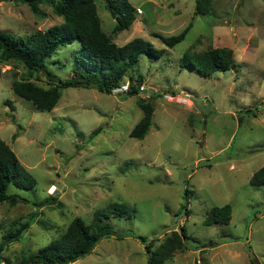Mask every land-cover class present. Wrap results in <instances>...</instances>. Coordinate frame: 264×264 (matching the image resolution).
Here are the masks:
<instances>
[{"label": "rangeland", "instance_id": "374dc122", "mask_svg": "<svg viewBox=\"0 0 264 264\" xmlns=\"http://www.w3.org/2000/svg\"><path fill=\"white\" fill-rule=\"evenodd\" d=\"M95 1L102 28L119 45L143 37L164 48L155 33L190 30L161 57L142 54L112 94L69 87L51 111L14 93L12 81L28 77V69L3 65L0 138L37 180L29 189L10 184L8 193L21 201L0 202V241L14 221L32 222L3 259L15 264L58 237L75 217L90 222L96 210L121 203L134 208V216L113 218L111 225L153 241V249L185 227L187 249L165 264H264V184L250 183L264 166V0H212L206 13H196V0H129L137 19L117 34L105 0ZM44 8L41 18L24 3L0 0V30L28 35L64 21ZM211 46L232 48L236 66L203 77L182 65L189 48ZM80 48L78 40L61 47L48 61L50 71L70 77ZM131 75H141L140 83ZM32 80L49 87L44 74ZM132 83L139 94L126 92ZM141 99L154 105V113L149 133L139 140L130 132L143 116ZM49 198L56 202L35 205ZM227 203L229 223H205L214 206ZM145 245L134 235L107 236L71 264H149Z\"/></svg>", "mask_w": 264, "mask_h": 264}, {"label": "trees", "instance_id": "16d2710c", "mask_svg": "<svg viewBox=\"0 0 264 264\" xmlns=\"http://www.w3.org/2000/svg\"><path fill=\"white\" fill-rule=\"evenodd\" d=\"M29 6L38 17L47 15L44 6L63 17L64 21L53 25L47 30H38L28 35H16L13 32L0 30V77L5 64H22L30 75L26 78L15 77L12 89L15 94L31 101L38 110L51 111L58 104L63 89L69 87L96 88L106 94H112L120 88L123 79L130 69L138 66L142 54L151 57H161L166 47L173 48L183 41L190 30L187 26L178 34L163 35L155 33L163 43L164 48H157L143 37H135L123 45H119L112 34L102 28V21L95 0H17ZM107 9L116 20L113 34L129 29L136 21V9L129 0H105ZM212 7V0H196V13H206ZM80 41L81 48L75 55L72 75L62 79L50 71L48 61L63 46ZM183 66H191L203 77H210L216 71H224L236 66L235 54L232 48L226 46H211L202 51L189 48L182 59ZM44 74L49 78V87L39 85L32 80L34 74ZM140 83L141 75L136 79L131 75V81ZM126 92L139 94V86L133 83ZM7 104L15 109L12 100ZM143 116L135 124L130 136L144 139L152 126L154 105L150 101L139 100ZM101 127L93 132L96 135ZM14 138L18 137V132ZM252 185L264 184V166L258 169L250 179ZM10 184L19 188L36 186L35 176L24 166L11 146L0 138V202L9 201L13 204L21 201L17 195L8 193ZM53 198L46 199L36 206L55 203ZM135 209L126 204L113 203L105 209L93 213L92 220L86 222L82 217H75L58 237L54 238L37 252L23 253L15 264H71L93 252L98 243L107 236L117 239L128 235L137 236L146 243L149 264H165L177 250L187 249L189 238L184 226L178 231H172L162 243L153 249V241L147 242L142 235H136L133 230L117 231L111 225L113 218L131 219ZM188 212V208H187ZM232 218V206H214L208 213L205 223H229ZM42 223V222H40ZM43 224V223H42ZM32 225L30 220H17L11 228L4 232L0 241V264L3 253L13 242L19 241ZM45 225V224H43ZM8 264H11L10 261Z\"/></svg>", "mask_w": 264, "mask_h": 264}, {"label": "water", "instance_id": "95a60500", "mask_svg": "<svg viewBox=\"0 0 264 264\" xmlns=\"http://www.w3.org/2000/svg\"><path fill=\"white\" fill-rule=\"evenodd\" d=\"M152 92H153V91L151 90V93H152ZM197 106H198V105H197ZM0 111H1V112H4V113L6 112L2 107H0Z\"/></svg>", "mask_w": 264, "mask_h": 264}, {"label": "built area", "instance_id": "2783aa9c", "mask_svg": "<svg viewBox=\"0 0 264 264\" xmlns=\"http://www.w3.org/2000/svg\"><path fill=\"white\" fill-rule=\"evenodd\" d=\"M2 264H5V262H2Z\"/></svg>", "mask_w": 264, "mask_h": 264}]
</instances>
